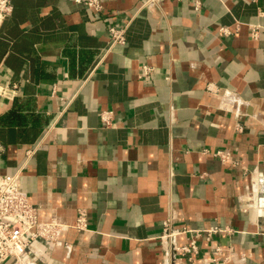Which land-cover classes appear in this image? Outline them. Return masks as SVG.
<instances>
[{
  "label": "crops",
  "instance_id": "0c3cea01",
  "mask_svg": "<svg viewBox=\"0 0 264 264\" xmlns=\"http://www.w3.org/2000/svg\"><path fill=\"white\" fill-rule=\"evenodd\" d=\"M102 1L96 11L11 0L0 24V83L17 86L0 96V175L17 174L40 221L69 225L54 244L34 242L32 256L177 264L160 237L170 220L230 230L198 238L178 264L208 261L216 246L226 264H264V0H200L199 10L188 0ZM112 24L126 26L123 44H110ZM142 63L155 68L148 78ZM79 208L83 231L71 227Z\"/></svg>",
  "mask_w": 264,
  "mask_h": 264
},
{
  "label": "built area",
  "instance_id": "2783aa9c",
  "mask_svg": "<svg viewBox=\"0 0 264 264\" xmlns=\"http://www.w3.org/2000/svg\"><path fill=\"white\" fill-rule=\"evenodd\" d=\"M78 4L99 11L103 8L102 0H71ZM158 0H143V6H152ZM195 10H199L201 6L200 0H188ZM12 12L11 0H0V24ZM252 36L256 37L257 28L251 26ZM126 26L109 25L107 28L109 41L111 45L123 44L125 37ZM220 31L228 33L227 27H221ZM155 68L147 63H142L140 66L139 77L148 78L152 75ZM16 84L0 83V96L12 98L16 94ZM55 89L51 90L54 94ZM112 111L100 110V120L104 125L112 124ZM221 161L229 158V152L216 150L213 152ZM251 183L257 186L258 179L252 178ZM261 192H259L260 194ZM258 194V196H259ZM263 196V195H262ZM260 195L258 200L262 198ZM257 202V199L255 200ZM255 202V204H256ZM68 224L62 223L55 218L47 221L38 219V208L29 202L26 194L18 187L17 174L0 175V264H40L31 254L30 248L32 244L38 240L47 243H56L61 230L68 227ZM71 227L76 230L83 231L87 229L86 212L83 208L77 210V215L74 224ZM230 231L227 228L212 226L204 229H187L175 228L170 220L163 222V232L161 240L167 245L170 251L179 253L176 258L177 264L181 261V255L188 254V259L191 260V255L198 252V238L209 240L212 234L217 232ZM189 233L190 236L184 244H178L175 241L177 235ZM212 256L208 261H197L195 264H226L231 260L230 256H223L219 246L213 248ZM245 254H241L243 258ZM175 260V259H174ZM50 264V263H47Z\"/></svg>",
  "mask_w": 264,
  "mask_h": 264
},
{
  "label": "water",
  "instance_id": "95a60500",
  "mask_svg": "<svg viewBox=\"0 0 264 264\" xmlns=\"http://www.w3.org/2000/svg\"><path fill=\"white\" fill-rule=\"evenodd\" d=\"M261 194H259V196H260Z\"/></svg>",
  "mask_w": 264,
  "mask_h": 264
}]
</instances>
